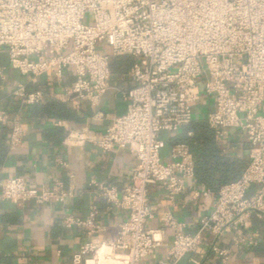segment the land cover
Segmentation results:
<instances>
[{
    "label": "built area",
    "instance_id": "obj_1",
    "mask_svg": "<svg viewBox=\"0 0 264 264\" xmlns=\"http://www.w3.org/2000/svg\"><path fill=\"white\" fill-rule=\"evenodd\" d=\"M99 44L110 53L97 51ZM0 50L7 53L8 67L32 84L47 74L61 81L71 70L74 80L63 100L72 110L97 106L110 89L111 59H131L133 86L120 92L129 105L94 142L105 153L127 148L135 155L130 183L117 189L89 182L127 219L114 239L81 244L69 264H141L155 259L158 251L163 257L155 264H177L188 254L203 257L205 248L225 263L230 254L220 246L223 237L229 235L237 247L257 245L259 235L250 231L249 218L264 219V0H0ZM5 70L0 66L1 80ZM11 95L22 107L46 96L23 84ZM203 97L210 101L205 117L210 129L223 135L234 128L245 137L250 147L246 166L238 179L217 190L213 211L199 220L195 233L186 232L168 211L158 228H150L147 222L156 209L149 188L157 186L174 201L195 176L188 145L174 143L170 160L163 161L159 135L192 123L194 106ZM8 123L13 149L21 144L24 130L16 115L10 118L0 110V125ZM68 140L83 144L85 130H71ZM253 186L256 191L248 195ZM73 197L71 179L40 187L19 177L0 183V200L17 204H64ZM96 213L92 206L88 218L63 215L61 222L67 228H86L92 236L99 231ZM167 229L172 232L168 241Z\"/></svg>",
    "mask_w": 264,
    "mask_h": 264
},
{
    "label": "crops",
    "instance_id": "obj_2",
    "mask_svg": "<svg viewBox=\"0 0 264 264\" xmlns=\"http://www.w3.org/2000/svg\"><path fill=\"white\" fill-rule=\"evenodd\" d=\"M130 64L129 57L112 58L110 89L99 104L94 107L83 104L79 110H72L63 100L65 88L70 87L74 80L71 70L64 72L61 81L47 74L32 84L29 77L8 67L7 53L0 50V66L6 68L5 78L0 79V110L6 111L10 118L16 115L24 130L21 144L10 149V124L0 125V183L8 178L19 177L30 187H40L55 180L68 184L71 179L74 189V197L64 204L36 205L31 201L17 204L0 200V264H69L71 254L81 244L90 240L108 241L117 236L118 226L127 219V213L109 207L97 195L96 189L89 186V182L93 180L117 189L130 183L136 163L135 155L127 148H115L105 153L94 143L100 140L115 117L124 114L129 105L120 92L133 86L128 77ZM17 84H23L28 90L40 89L46 96L38 104L22 107L11 95ZM209 108L210 101L203 97L194 106L193 122L206 123ZM261 112L264 115V103ZM83 129L87 140L81 145H71L69 132ZM212 133L213 140L204 139V147L207 151L215 150L216 157L220 159L217 164L208 161L212 168H209L210 177L217 183L211 187L195 174L185 193L174 201L168 200L157 186H151L150 204L156 210L154 218L147 222L148 227L158 228L160 216L168 211L184 224L186 232L195 233L199 220L213 211L217 190L241 175L250 152L245 137L234 128L227 129L223 135L213 130ZM184 136H193L187 126L177 133H160L163 161L170 160L171 146L182 142L180 140ZM58 161L64 165L58 164ZM256 189V186L250 188L248 195H252ZM206 191L208 194L203 195ZM92 206L97 211L93 221L99 227L94 235L88 236L86 228H67L62 224L63 215L88 218ZM249 222L250 231H256L259 235L256 246H234L227 235L220 240V246L230 254L225 263L205 248L203 257L188 254L177 264H196L195 261L200 264H264V219L252 215ZM171 235V230H165L166 241L171 239ZM162 257V251H158L155 259H146L141 264H155Z\"/></svg>",
    "mask_w": 264,
    "mask_h": 264
},
{
    "label": "trees",
    "instance_id": "obj_3",
    "mask_svg": "<svg viewBox=\"0 0 264 264\" xmlns=\"http://www.w3.org/2000/svg\"><path fill=\"white\" fill-rule=\"evenodd\" d=\"M187 129L192 131L193 136L191 138L184 136L180 141L188 145L195 159V174L198 179L213 187L217 183V181L210 177L209 168H211V166L209 163L215 161V163L217 164L220 159L219 157H216L215 150L207 151V149H205L204 147V145L206 144L204 142V139H208L210 141L213 140L212 130L209 129L207 124L203 122L190 123L189 125H187ZM209 160L211 161L208 162ZM228 173L231 174V171L228 170ZM228 180L229 179H226L225 181Z\"/></svg>",
    "mask_w": 264,
    "mask_h": 264
},
{
    "label": "rangeland",
    "instance_id": "obj_4",
    "mask_svg": "<svg viewBox=\"0 0 264 264\" xmlns=\"http://www.w3.org/2000/svg\"><path fill=\"white\" fill-rule=\"evenodd\" d=\"M97 51H104L106 53H110V50L108 47H106V45H103V44H99L97 46Z\"/></svg>",
    "mask_w": 264,
    "mask_h": 264
}]
</instances>
